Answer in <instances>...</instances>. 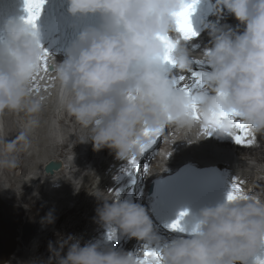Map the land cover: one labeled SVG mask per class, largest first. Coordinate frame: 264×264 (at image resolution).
I'll list each match as a JSON object with an SVG mask.
<instances>
[{
	"label": "clouds",
	"instance_id": "obj_1",
	"mask_svg": "<svg viewBox=\"0 0 264 264\" xmlns=\"http://www.w3.org/2000/svg\"><path fill=\"white\" fill-rule=\"evenodd\" d=\"M191 3L68 0L72 16L95 18L83 27L62 62L49 57V75L55 78L61 107L85 133L79 142L91 141L94 151L108 148L117 158L131 159L140 156L145 129L207 124L213 133L224 135L236 131L233 122L214 114L233 111L254 135L264 133V0H216V14L226 9L239 24L235 29L213 27L211 48L198 54L176 35L177 14ZM164 37L176 42L175 73L165 67ZM43 50L36 28L15 19L5 23L0 35V114L40 110L45 97L32 91V80ZM194 60L209 68L202 71L199 120L193 119L187 97L172 86L173 76L191 71ZM13 148L8 145L7 152ZM16 163L13 158L0 160L4 167ZM90 194L103 202L97 216L106 227L149 244L156 241L144 207L98 189ZM244 195L247 198L202 208L188 238L162 247V264H253L264 252V193ZM42 222L53 224L55 217L50 212ZM56 237L48 244L45 264H137L143 257L115 248L101 251L92 242L82 246L73 234Z\"/></svg>",
	"mask_w": 264,
	"mask_h": 264
},
{
	"label": "bare ground",
	"instance_id": "obj_2",
	"mask_svg": "<svg viewBox=\"0 0 264 264\" xmlns=\"http://www.w3.org/2000/svg\"><path fill=\"white\" fill-rule=\"evenodd\" d=\"M238 24L239 22L236 19L235 20L234 19H224L220 21L218 27H231L235 29L238 26ZM194 42L195 41H192L190 43H194ZM209 43H211V40L208 37H204L202 42L198 43V45L195 48H191V50L193 51L194 54H198L196 52H199V53L205 52L206 46ZM56 61L58 62V60ZM196 61L198 60L193 61L192 68L193 66L194 67L196 66L199 69H203L204 67L199 66L200 64L197 63ZM204 66L208 68L207 65H204ZM186 72L187 71L182 72V73H186ZM193 73L195 72L191 71V75H193ZM185 76L187 78L191 77L187 75ZM196 79L197 78H194L193 82L196 81ZM46 83H49L47 78L42 82L41 92L36 93L37 95H42L45 97V101L37 113L28 114L24 112H14V114H12V116L15 119L20 121L21 125L23 126V129L25 130L26 128V132L29 136L27 144L26 143L23 144L21 149L18 148L20 149L19 152L21 153L20 160H22V156L26 154V152H31L32 150H36V152L40 151L39 155L37 152L36 157L37 159L39 158V163L42 164L41 173H43V176H44L42 177V179L45 181L44 184L46 183L48 189L50 188V192L49 190L48 191L46 190L47 192L45 193H41L40 191L35 196L30 195V197H28L29 190L32 191V189L35 188L38 191L40 189L39 183L37 182L34 183L33 188L27 186V188L24 189L23 187H21L22 190L19 194V199H21V201L24 202L25 205H27V214H26L27 222H25L23 225L24 226L22 229L23 238L21 241V243H25L24 245H27L28 242H30V240L32 239V235L36 232L38 225H40V220H41L43 213H46V212L52 213L53 211L52 203L56 202V198L55 199L52 198L51 203H49V199H47V196L48 197H51V196L58 197L59 200L63 199V198H60L59 196H56L61 193L62 189H51V187H54V188L61 187V184H64L61 182H57L58 180H55V179L57 177H61V175L62 177H65L68 179H70V177L76 176L74 172L71 173L67 171L69 169L74 170V167H72L71 163L68 162L69 161L68 159H70L69 157H75V159H79V157L81 156V151L83 150V148L86 147V143H81L79 142V140H75V139L82 138L83 135L85 134L84 131L81 129L77 131L78 135L73 138L74 144L71 145L72 149H69L71 150V153H64V155L66 156L63 158V160H61L59 157L56 158L59 152L63 154L62 148H64L65 146V145L63 146V143H66L67 145V141L61 142L62 136H60V132H62L63 130L60 129L61 127L58 128L56 127L57 125H53L50 118H55L57 122L61 120H64V122H68L66 118L69 119V114L66 111H64L61 107L57 86L54 85L53 83L51 87L48 89V91H44L43 85ZM61 114L64 115V118L60 117ZM74 124L76 123L74 122ZM11 126L12 125H10V123H5L3 124V126H2V122L0 123V131H1L0 138H3L4 140L3 144L0 143V145L3 146L2 151H3L4 156L8 155L4 149L7 148L8 145H10L9 136L11 135L12 132H15ZM171 131H173L174 134H171ZM201 136H202L201 126L193 127L191 129H179L176 127L166 128L164 133L160 137H158L154 143H152L149 147H147L143 151V152H148L150 150L152 152L154 151L161 152L160 156L153 161L155 165L152 166L151 170H149L147 167L145 170L144 162L143 164H141V161H139L141 159L140 156L136 158L137 165H139V168L136 171L137 165H133L131 163V159H129V162H128V159L117 158L115 151L109 149L107 153H108V158L111 159V162L109 163L108 166L106 167L104 166V168H102L103 171H102V176H101L103 183H108L110 185L108 187L109 191L107 192L108 193L111 192L119 196V195H122V191L126 190V192L123 194L125 196L123 200L131 201L133 200V198H131V195L128 193L130 188L135 187V186H138V188L143 187L142 185L144 184L145 186L152 178L154 177L157 178L161 176L162 173H164L166 170H163L160 173H156V172L163 168L165 162H166L165 169H167L168 167H173V166L175 167L181 161L190 160V161H196L197 163L203 162L207 164L208 163L210 164L218 163V162L225 163L226 165L223 166V169L225 170L224 177L229 182V188H228L229 191L231 190L233 183H238L239 186L242 188V191L246 192L243 188V186L246 183L249 189H252L256 185H259L260 191L258 193H264V182L257 176V174H262L264 176V164H262L264 162V149H263L264 134H260L258 136V141L260 145L257 146L258 147L257 149L251 146L248 149L243 148L241 149V151H239L241 153L243 152L244 155L248 156L250 160L253 159L257 163H261L259 164V166L248 164V166L245 167V170H250V171H247V172H242L241 169H239L238 167H235L236 165L230 163L229 159L234 157L233 150L235 149V146L237 145L236 144L233 147L232 145L227 144V143L229 144L233 143L232 136L228 134L218 135L216 133H212L211 135H208L207 138L202 139L199 142L189 143V142H192L194 140L201 138ZM65 137H67V134H63V138ZM160 141H162L161 147L159 148L155 147L154 150H152V146H154V144L157 142L159 143ZM53 145L56 146V149H57L56 151H53V149H51ZM171 148L173 151L171 152L170 155H168L171 151ZM75 149H79V150H76L74 154L73 151ZM41 152H44V155H45L43 162L41 161L43 159V156L40 155ZM107 153L105 155L103 154L101 155L100 153H97V155H101L102 160H105L107 157ZM97 155L95 156L97 157ZM89 157H88L89 159L87 160L88 168L89 169H92L93 167L96 168L97 167L96 165L99 163V161H97V164L95 163V157L93 154H90ZM145 158H148V157H145ZM72 159L73 161L75 160L74 158ZM0 160H2L1 156H0ZM124 160H126V162ZM144 160L146 161L147 159H144ZM50 161H61L65 165L64 166L65 169H63L64 171L63 170L55 171L53 176L45 174L43 172V167ZM25 162L26 161L23 162V168L20 166V169L22 168L21 173L22 175L24 174L22 177H27L25 176V173H27L26 171H29V172L31 171L33 173L34 169L37 170L36 167L38 163L37 164L35 163V166L33 168H26V166L24 165ZM230 165H233V167H231V170L228 169ZM253 166L256 167V169ZM129 168H130V171H129ZM254 170H256L255 173H252ZM147 172L155 173V174L149 175L148 177L145 178V174ZM71 174L72 175L74 174V175L72 176ZM246 174H248V176H246ZM23 179L25 180V178ZM244 179H246V181H244ZM130 181L132 183H130ZM1 184H3V181L1 182ZM31 184L32 183H30L29 185L31 186ZM90 184H91L90 186H93L92 183ZM128 184L130 185V188ZM100 185H102V182H100ZM107 186L108 185H106V188ZM46 193H49V194H46ZM135 197H137V195H135ZM138 200L141 203L144 201V195L142 192L141 194H139V197L134 202L137 203ZM61 202H65V201L62 200ZM94 206H95L94 204H88L86 207H87V210L88 209L90 210ZM76 211H78L79 214H82L81 208H78L77 210L73 208L72 209L65 208L62 217L65 216L66 214L74 213ZM22 212H23L22 209L18 207V205H16L15 203H12L11 197L6 196V195L0 197V262L2 259L5 258V256L8 253V250L11 249L10 247H12V245L14 244L13 236L16 233L15 231L16 227L20 224ZM94 215H97V213L92 214L91 212V214L90 213L88 214V219H90L91 227L89 228L90 229L89 234L86 235L87 237L86 243L87 242L95 243L96 241L100 239L99 236L98 237L96 236L97 223H96V217H94ZM73 225L74 224H72L71 227L74 231H76V228L78 226L77 225L73 226ZM118 234H120L119 231L117 232V235ZM50 236L51 235L47 237H50ZM84 238L85 237H83V241H84ZM167 238H168V235L166 234L163 235L162 241L159 244L160 248H162L164 244H166ZM106 246L105 245L103 246L102 242H100L99 244L100 250H103V251L105 250V248H107ZM253 262L254 263L256 262V264H263L260 260H258V262L257 261H253ZM16 263L17 262H13V264H16Z\"/></svg>",
	"mask_w": 264,
	"mask_h": 264
},
{
	"label": "rangeland",
	"instance_id": "obj_3",
	"mask_svg": "<svg viewBox=\"0 0 264 264\" xmlns=\"http://www.w3.org/2000/svg\"><path fill=\"white\" fill-rule=\"evenodd\" d=\"M5 113L0 114V118H1L0 123L2 122V126L5 123H10V125H12L11 127L13 128V130L15 132L11 133V135L9 136V139H10V145H13L14 148L11 152H7V150H6L7 148H5L4 150H5V152H7L8 155L4 156L3 151H2L3 146L0 145V156H1L2 160L5 158H13L16 160L17 163H16V167L0 166V190H1L0 191V197H2L4 195L11 197L12 203H15L16 205H18V207H20L23 212L21 213L22 217H21L20 224L16 227V229H15L16 233L13 236L14 244L12 245V247H10L11 249L8 250L7 255L5 256L4 259L1 260L0 264H13V262H17L16 264H45V262L48 261V259L50 257V252L48 250V244L50 241L55 242V240L57 238L56 237L57 233H61L64 235L73 234L81 240L82 246H83V244L86 243V241H87L86 235L89 234V230H90L89 228L91 227L90 219H88V214L89 213L91 214V212H92V214L97 213V209L100 206H102V203H103L102 201L97 199V197L95 195L90 194V193H95L97 189L102 191V192L109 191L108 187L110 185L108 183H103V180L101 178L102 171H103L102 168H104V166L105 167L108 166L109 163L111 162V159L108 158V153H107L109 149L106 148L105 151L103 149L98 151L101 155L102 154L105 155L107 153V157L105 160H102L101 155H97V157L94 155L95 163L97 164V161H99V163L101 164L100 165L98 163L96 165L97 166L96 168L93 167L94 169L93 168L92 169H85L83 164L80 165L81 158L83 156L87 157L88 155H90L89 150H87V152L83 156H80L79 159H76L77 164H76L74 170L71 171V173L74 172L76 174V176L70 177V179H68V178L62 177V175H61V177H57L55 179V180H58L57 182H61V183L65 184V185L61 184V187H55V188L51 187V189H62L61 193L56 195V196L63 198L62 200H64L65 202H61L62 200H59L58 197H54V196L48 197L47 196V199H49V203H51L52 198L53 199L56 198V202L52 203V205H53L52 214L55 217V221L57 222V225L54 226L55 222L53 224L43 223L42 218L46 217L47 214H49L47 212L43 213L41 220H40V225H38L36 232L32 235V239L30 240V242H28L27 245H24L25 243H21V241L23 238L22 237V229L24 227L23 225L25 222H27V218H26L27 205H25V203L22 202L21 199H19V194L22 190L21 187H23L24 189H26L27 186L33 188L34 183H36V182L39 183L40 189L38 191L35 188H33L32 191L28 189L29 190V193H28L29 196L28 197H30V195L35 196L40 191H41V193H45L48 190L50 192V188L48 189L47 184L46 183L44 184L45 181L42 179V177H44L43 173H41L42 164L39 163V158L37 159V157H36V154L38 151L36 152V150H32L31 152H26V154H24L22 156V160H20L21 153L19 152V150L21 149L23 144H25V143L27 144L29 136L26 132V128L24 130L20 121L15 119L12 116V114H14V112H5ZM60 117L64 118V115L61 114ZM50 119H51L53 125H57L56 127H58V128L61 127L60 129L63 130L62 132H60V136H62L61 142L67 141V145H66V143H63V146L65 145L64 148H62L63 154L59 152L58 155L56 156V158L59 157L61 160H63V158L66 156V155H64V153H71V150H69V149H72L71 145L74 144L73 138L78 135L77 131L81 130V128L79 129V126L77 124H74L75 121L71 117L69 119L66 118V120H68V122H64V120L57 122L55 118H50ZM28 132H29V130H28ZM63 134H67V137L63 138ZM0 140H1L0 143L3 144V142H4L3 138H0ZM75 140H78V139H75ZM159 143H161V141ZM86 144H88L89 147L92 146L91 141L87 142ZM259 145H260V143L257 142V146H259ZM257 146H255V147H257ZM156 147L157 148L161 147V144H159ZM18 148H20V149H18ZM51 149H53V151L57 150L56 146H54V145ZM263 149H264V147H263ZM39 152H38V155H39ZM74 152H75V150L73 151V153ZM4 154H6V153H4ZM40 155L43 156V159L41 160L43 162L44 157H45L44 152H41ZM69 158H75V157H69ZM24 161H26L24 163L26 168H33L35 166V163L36 164L38 163V165L36 167L37 170L34 169L33 173L31 171L30 172L26 171L27 173H25V176H27V177H22L24 174L22 175V173H21ZM107 161H109V162H107ZM124 161L126 162V160H124ZM252 163L254 165H257V166H259V164H260V163H257L255 161H253ZM86 164H87V161H86ZM262 164H264V162ZM150 165H152L151 162L149 163L148 167ZM20 166L22 167L21 169H20ZM146 167H147V165H146ZM146 167H145V170H146ZM254 168L256 169V167H254ZM247 171H250V170H247ZM255 171L256 170H254L252 173H255ZM246 176H248V174H246ZM23 178H25V180ZM2 181H3V184H1ZM18 181H20L21 183ZM244 181H246V179H244ZM100 182H102V185H100ZM30 183H32L31 186L29 185ZM84 183H86V184H84ZM90 183H92L93 186H90L91 185ZM84 185H85V187H84ZM106 185H108L107 188H106ZM104 190H106V191H104ZM125 192H126V190L122 191V195ZM46 194H49V193H46ZM108 194L110 195L112 193L110 192ZM136 200H137V197L133 198V200H131V202L136 203V202H134ZM90 201H92V202H90ZM88 204H94L95 206L93 208H91L90 210L89 209L87 210L86 206ZM65 208H68V209L73 208L76 210L78 208H81L82 214H79V212L76 211L74 213L66 214L65 216L62 217ZM94 217H96V223H97L96 236L100 237V239L98 241H96L95 243L99 245L100 242H102L103 246L104 245L105 246L106 245L111 246V244L114 241V239L116 238L117 232L119 230L106 227L99 220L97 215H94ZM72 224H74L73 226H75V225L78 226L76 228V231H74L72 229V227H71ZM91 224H92V222H91ZM110 233H114V234L116 233V234L113 238L110 239L109 238ZM49 235H51V236L47 237ZM83 237H85L84 241H83ZM101 251H103V250H101Z\"/></svg>",
	"mask_w": 264,
	"mask_h": 264
},
{
	"label": "snow or ice",
	"instance_id": "obj_4",
	"mask_svg": "<svg viewBox=\"0 0 264 264\" xmlns=\"http://www.w3.org/2000/svg\"><path fill=\"white\" fill-rule=\"evenodd\" d=\"M45 0H24L25 11L27 12V16L23 19L24 23L31 25L33 28H36V21L40 16L43 4ZM196 0H193V3L186 5L180 13L177 14V31L180 33L184 40H189L195 35H197L191 26L190 23V15L194 10ZM165 40L166 45L168 47V54L164 57L165 63L172 65L175 67L176 62L173 59L172 53L175 50L176 42L168 39L167 37L162 38ZM49 57L50 54L47 50L42 51V55L39 58L40 67L39 71L34 75L32 80V91L35 93H40L42 90V82L47 78L49 83L43 85V90L48 91L51 85L54 83L55 78L49 75L50 67H49ZM197 63H202L201 61H196ZM194 76L198 77L196 81L186 82L188 78L183 74H175L172 79V86L175 90L182 92L187 99L190 101L189 107L192 110L193 119L199 120L200 115L198 112V103H199V92L204 87V81L201 79L205 73L202 71L199 73H193ZM218 120L223 119H231L233 125L236 129L234 132H228L226 134L233 137L235 142L239 145H244L247 147L252 146L255 143L256 136L251 132V130L247 127V125L240 119L239 113L236 112H220L218 114H214ZM166 129L156 128V129H145L144 136L146 137V142L141 143L139 146V151L142 153L147 147H149L155 140L160 137ZM213 129L209 127L207 124L201 125V134L202 135H211L213 133ZM170 155V153L168 154ZM137 157L131 158V163L133 165H137ZM247 198L242 191V188L238 183H233L231 190L227 195V199L229 201L235 199ZM186 215V213H182L181 217ZM171 227L176 230L179 229L183 231L180 227L179 220L171 225ZM114 233L109 234V238H113ZM149 257H152L149 260ZM162 252L161 251H150L145 250L143 253V257L138 259L137 264H162Z\"/></svg>",
	"mask_w": 264,
	"mask_h": 264
},
{
	"label": "water",
	"instance_id": "obj_5",
	"mask_svg": "<svg viewBox=\"0 0 264 264\" xmlns=\"http://www.w3.org/2000/svg\"><path fill=\"white\" fill-rule=\"evenodd\" d=\"M64 166L65 165L61 161H50L43 167V172L45 174L53 176L55 171L65 169Z\"/></svg>",
	"mask_w": 264,
	"mask_h": 264
}]
</instances>
